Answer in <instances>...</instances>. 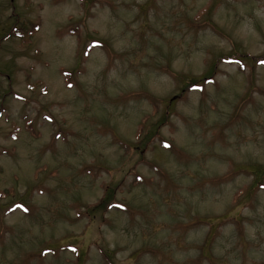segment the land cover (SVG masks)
Segmentation results:
<instances>
[{
	"label": "rangeland",
	"instance_id": "1",
	"mask_svg": "<svg viewBox=\"0 0 264 264\" xmlns=\"http://www.w3.org/2000/svg\"><path fill=\"white\" fill-rule=\"evenodd\" d=\"M259 58L264 0H0V264H264Z\"/></svg>",
	"mask_w": 264,
	"mask_h": 264
},
{
	"label": "trees",
	"instance_id": "2",
	"mask_svg": "<svg viewBox=\"0 0 264 264\" xmlns=\"http://www.w3.org/2000/svg\"><path fill=\"white\" fill-rule=\"evenodd\" d=\"M36 30H38L37 26L32 27L31 29H23L21 28V31L18 32V36L21 40L25 41L27 38H29L30 36H32V34H34L36 32ZM234 60H236V56H231V57H227V58H222V61H228V62H234ZM258 61H264V59L259 58ZM63 76L66 78L67 76H69L68 73H66L65 71L62 72ZM71 86V85H68ZM193 86H197V84H193ZM165 149H169L171 150L172 146L170 145H165L164 146ZM99 205H96L95 208H98ZM29 214V213H28ZM238 223V222H236Z\"/></svg>",
	"mask_w": 264,
	"mask_h": 264
}]
</instances>
